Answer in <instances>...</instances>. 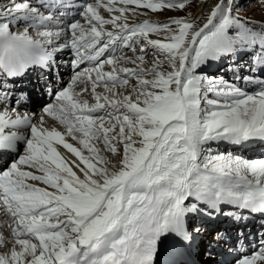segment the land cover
<instances>
[{
    "label": "snow or ice",
    "instance_id": "snow-or-ice-1",
    "mask_svg": "<svg viewBox=\"0 0 264 264\" xmlns=\"http://www.w3.org/2000/svg\"><path fill=\"white\" fill-rule=\"evenodd\" d=\"M190 4L84 0L76 15L85 22L67 24L66 12L77 7L69 0L0 5V155L9 157L0 165V213L10 217L15 239L0 264H156L170 236L185 246L201 233L196 217L239 223L246 213L264 215V158L212 148L264 144V80L257 79L264 24L240 17L236 0H217L202 25V11L132 19ZM137 48L135 59L118 55ZM149 48L153 61L143 67ZM65 49L73 75L54 90L55 103L38 118L20 112L27 94L16 81L35 69L51 77ZM240 53L252 58L247 73L236 65L235 79L255 91L198 71ZM45 115L64 131L46 127ZM214 239L228 242L223 232ZM259 243L236 264H264V238Z\"/></svg>",
    "mask_w": 264,
    "mask_h": 264
},
{
    "label": "rangeland",
    "instance_id": "rangeland-1",
    "mask_svg": "<svg viewBox=\"0 0 264 264\" xmlns=\"http://www.w3.org/2000/svg\"><path fill=\"white\" fill-rule=\"evenodd\" d=\"M217 0H211L208 4H201L198 0H191V4L184 11H163L158 13H149L150 18H153V21L164 22L169 17L173 16H189L196 17L201 11L203 15L200 16L197 21L198 24H201L204 18L209 13V5ZM200 5V6H199ZM236 11L243 16L244 18L251 21L252 24H264V2L262 0H236ZM142 11V10H141ZM153 16V17H152ZM141 18L139 21H142ZM144 20V19H143ZM139 63V61H138ZM122 151V150H121ZM21 154V153H20ZM111 158V157H110Z\"/></svg>",
    "mask_w": 264,
    "mask_h": 264
},
{
    "label": "bare ground",
    "instance_id": "bare-ground-1",
    "mask_svg": "<svg viewBox=\"0 0 264 264\" xmlns=\"http://www.w3.org/2000/svg\"><path fill=\"white\" fill-rule=\"evenodd\" d=\"M199 2H200V5L202 4H208L211 0H198ZM8 2H9V0H0V5H3V4H8ZM215 4V2H213V3H211L210 5H209V10H211V8L213 7V5ZM199 5V6H200ZM203 5V6H204ZM102 14H104L106 17H107V13L106 12H103ZM150 14H148V16H143V15H138V16H135V17H132V19L133 20H135L136 22L138 21V20H140L141 18H143V19H150V20H152L153 18H150V16H149ZM153 17V16H152ZM207 17V16H206ZM206 17L204 18V20L202 21V23L201 24H199V25H202L204 22H205V19H206ZM142 19V20H143ZM82 20H84V19H82ZM154 20V19H153ZM20 31V30H19ZM153 38H156L155 36H153ZM151 52H152V49L151 48H149L148 49V53H147V55H146V60H145V62L143 63V67H150L151 66V64H152V61H153V57H152V55H151ZM137 54H139V49L137 48V52L134 54L132 51H129V50H127V49H125L122 53H118V55H126V56H129V57H132L133 59H135V57H136V55ZM229 58H233V57H229ZM222 61H226V64H228V59H225V60H223L222 59ZM233 63V62H232ZM232 63H229L228 65H231ZM123 66H125V67H134V65H132V64H123ZM107 68V67H106ZM108 70H110V69H108ZM205 72H206V75L208 76V77H215L216 75H217V70L215 69L214 71H209V70H205ZM220 76H223V77H226L225 75H223V74H220ZM226 79H227V77H226ZM131 83H135V80L133 79L132 81H131ZM89 87H90V85H89ZM80 88V87H79ZM79 88H77V91H79ZM99 91L100 92H103L104 91V89H103V87H101V88H99ZM85 98L86 99H88L89 101L90 100H92V97H91V95L90 94H85ZM210 98H215L214 96H212L211 94H210ZM101 115L103 114V113H100ZM35 115H36V117L38 118L40 115H43L42 113H35ZM45 126L46 127H49V128H51V127H56V128H58L59 130H61V131H64V127L61 125V124H59V123H54V121L53 120H50L49 118H46L45 117ZM67 139H68V141L70 142V143H73V144H76L77 146H79L78 144H77V142L76 141H74V140H72L70 137H67ZM121 147V150H122V146H120ZM61 150L62 151H65L66 152V150H63L62 149V147H61ZM85 154H87V153H85ZM105 156H107L109 159H111V161H112V163H117V160H118V157H113L110 153H108V152H104L103 153ZM111 157V158H110ZM40 186H43V185H40ZM14 243H15V241H14ZM14 243L13 244H8L7 246H5V247H3V248H1L0 249V252H6V251H9L11 248H12V246L14 245ZM203 259V260H202ZM200 264H209L208 262H206V260L204 259V258H201V261H200Z\"/></svg>",
    "mask_w": 264,
    "mask_h": 264
}]
</instances>
